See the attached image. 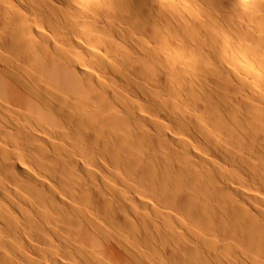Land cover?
<instances>
[{
    "label": "bare ground",
    "instance_id": "6f19581e",
    "mask_svg": "<svg viewBox=\"0 0 264 264\" xmlns=\"http://www.w3.org/2000/svg\"><path fill=\"white\" fill-rule=\"evenodd\" d=\"M57 1L0 0V264H264V0Z\"/></svg>",
    "mask_w": 264,
    "mask_h": 264
},
{
    "label": "rangeland",
    "instance_id": "374dc122",
    "mask_svg": "<svg viewBox=\"0 0 264 264\" xmlns=\"http://www.w3.org/2000/svg\"><path fill=\"white\" fill-rule=\"evenodd\" d=\"M54 2L58 4V1H57V0H56V1L54 0ZM88 7H91V6H88ZM85 9H87V8H85ZM89 9H90V8H89ZM92 9L94 10V8H91V9L89 10L90 14H89V12H88L89 15H91V14H95V13H91V12L96 11V10L92 11ZM96 16H98V15L96 14ZM42 24L45 25L44 22H43ZM45 26L47 27V25H45ZM47 28H48V27H47ZM48 30H49V28H48Z\"/></svg>",
    "mask_w": 264,
    "mask_h": 264
}]
</instances>
